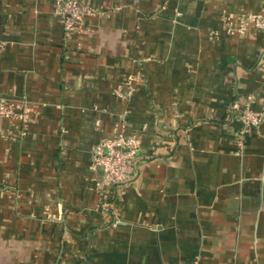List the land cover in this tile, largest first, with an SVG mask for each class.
Masks as SVG:
<instances>
[{"label": "crops", "instance_id": "1", "mask_svg": "<svg viewBox=\"0 0 264 264\" xmlns=\"http://www.w3.org/2000/svg\"><path fill=\"white\" fill-rule=\"evenodd\" d=\"M54 1L0 0V97L28 114L0 120V264H264V119L240 135L233 107L264 110V31L224 29L264 0H80L69 34ZM115 128L140 147L111 187Z\"/></svg>", "mask_w": 264, "mask_h": 264}, {"label": "built area", "instance_id": "2", "mask_svg": "<svg viewBox=\"0 0 264 264\" xmlns=\"http://www.w3.org/2000/svg\"><path fill=\"white\" fill-rule=\"evenodd\" d=\"M54 11L60 17L66 34L77 30L81 27L85 16L96 12L90 4L80 0H55ZM252 27L264 31V13H246L239 17L235 25L227 21L224 29L230 34H244ZM217 34L213 30L210 37ZM131 91L132 89L129 86L124 90L121 86L114 89V93L123 98L129 96ZM15 104L6 98L0 97V120L20 121L24 127L20 134H24L28 114L26 109L22 107V109L17 110L18 106ZM233 107L235 109L240 107L241 127L238 131L240 135L247 129L258 126L264 119V110L255 111L250 109L248 100L242 101L241 105L233 104ZM96 125L98 126V121H96ZM139 147L140 138L135 134L127 133L124 129L115 128L111 136L99 140L92 150L91 167L93 170H100L101 183L111 187L126 183L134 175V161Z\"/></svg>", "mask_w": 264, "mask_h": 264}]
</instances>
